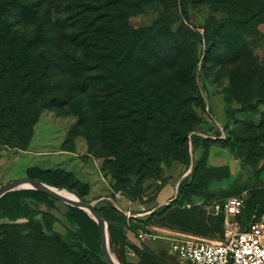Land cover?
Wrapping results in <instances>:
<instances>
[{
  "label": "rangeland",
  "instance_id": "1",
  "mask_svg": "<svg viewBox=\"0 0 264 264\" xmlns=\"http://www.w3.org/2000/svg\"><path fill=\"white\" fill-rule=\"evenodd\" d=\"M223 1L187 2L192 28L201 38L187 37L184 55L176 57L151 28L167 18L179 25L180 0H47L41 15L55 18L59 33L64 18L67 32L80 20L83 40L73 46L92 53L99 47L88 60L101 65V78L125 87L107 99L91 88L74 110L53 106L36 117V98L31 94L25 105L20 84L13 81L0 99V185L37 178L94 201L124 264H201L172 254L170 237L224 236L225 223L215 205L227 197L244 199L241 221L263 217L264 79L234 74L238 63L247 61H236L237 51L225 43L206 46L209 20L228 16ZM246 1L253 12L262 3ZM261 28L264 32V24ZM120 32L130 47L126 57L116 39ZM254 46L264 69V36ZM150 55L157 63L151 90L145 81L134 83L131 71ZM167 75L162 88L158 81ZM132 83L135 94L129 92ZM152 90L161 91L154 114L146 99ZM165 99L168 108L162 107ZM91 174L106 188L86 182ZM142 232L147 233L143 239ZM7 238L12 246L0 264H83V254L86 264H108L98 221L56 197H6L0 206L1 244Z\"/></svg>",
  "mask_w": 264,
  "mask_h": 264
},
{
  "label": "trees",
  "instance_id": "2",
  "mask_svg": "<svg viewBox=\"0 0 264 264\" xmlns=\"http://www.w3.org/2000/svg\"><path fill=\"white\" fill-rule=\"evenodd\" d=\"M46 1L0 0V99H2L6 88H11L13 81H18L20 95L24 98L25 105L29 102L28 97L31 94L36 98V117H39L43 109L53 106H71L74 110V107L77 108V102L83 100L85 93L91 88V90L99 92L102 99L114 95L115 90L123 89L125 84L122 81L120 82L122 88H119L116 87L115 82L110 83V78H101V75H105V72L100 69L101 65L88 60L99 52V47L94 48L95 52L92 53L90 49L73 46L77 42L80 44L79 41L83 40L81 21L79 20L80 23L76 28L67 32L64 26L67 20L64 18L62 25L60 24L64 30L59 33L55 18L49 17V13L41 15ZM188 1L180 0L182 19H180L179 25H176L171 18H167L161 23H155L151 28L152 36H163L165 41L171 45L170 53L176 57L184 55L187 37L196 35L201 38L200 33L193 29L196 25L190 21L189 11L186 7ZM223 5L228 16L211 18L204 27L206 46L211 47L215 41L225 43L237 51L236 61L243 59L247 61L246 65L239 62L233 70L234 74L246 73L252 80L264 79V69L260 67L254 46L256 39L259 36H264L261 28V25L264 24V0L256 12L250 10L251 3L246 0H224ZM92 20H94L93 15ZM31 24L34 26L31 27ZM119 34L116 39L122 44L121 54L126 57L130 47L122 33ZM108 35L106 40H111L112 36ZM155 59V56L150 55L148 58L141 57L139 59L142 63L140 66H135L132 63L131 71L134 83L140 84L145 81V86L148 85L149 90L153 88L152 83L157 82L156 71H154L157 64ZM167 78L168 75L162 77V81H158L162 88L168 85L165 82ZM99 82L100 84L95 87ZM134 83H132V88L129 86V92L135 94L138 89L133 85ZM101 87H103L102 91L97 90ZM159 93L161 91L152 90L149 93L150 96L146 98L149 99V110L153 114L159 105L156 99ZM137 100H140V97H137ZM3 104L4 102L0 100V108ZM162 104V107L168 108L167 99L162 101ZM187 134L188 131L184 135L187 137ZM113 177L115 179V175ZM14 193L41 194L54 198L39 189H18L4 194L0 198V206L6 197ZM180 193L181 183L178 196ZM222 218L224 220L223 215ZM10 246H12L10 238H7L2 244L0 242L1 259H5V256L9 255ZM86 260L87 255L83 254L82 263L86 264Z\"/></svg>",
  "mask_w": 264,
  "mask_h": 264
},
{
  "label": "built area",
  "instance_id": "3",
  "mask_svg": "<svg viewBox=\"0 0 264 264\" xmlns=\"http://www.w3.org/2000/svg\"><path fill=\"white\" fill-rule=\"evenodd\" d=\"M240 196H230L215 205L224 216V236L201 239L193 235L170 237L169 250L182 260L201 264H264V216L249 222L239 219L245 209ZM147 233H140L144 238ZM143 245L142 240L139 241Z\"/></svg>",
  "mask_w": 264,
  "mask_h": 264
},
{
  "label": "water",
  "instance_id": "4",
  "mask_svg": "<svg viewBox=\"0 0 264 264\" xmlns=\"http://www.w3.org/2000/svg\"><path fill=\"white\" fill-rule=\"evenodd\" d=\"M31 187L42 190L58 199L69 202L86 211L87 209H89L93 213V215L91 214V216H93L99 223L102 248H103V252H104V255H105V258L108 264H118L115 261V259L111 256L110 251H109V239H108V233L106 229L107 221L96 208L94 201L89 202V201L82 200L81 198L75 199V198L68 197L62 194L61 192H59L58 190H56L51 184H48L47 182L42 181L37 178L18 179V180H14V181L5 183L3 185H0V198L7 192L21 189V188H31Z\"/></svg>",
  "mask_w": 264,
  "mask_h": 264
},
{
  "label": "bare ground",
  "instance_id": "5",
  "mask_svg": "<svg viewBox=\"0 0 264 264\" xmlns=\"http://www.w3.org/2000/svg\"><path fill=\"white\" fill-rule=\"evenodd\" d=\"M191 170H192V166H190V168H189V171H191ZM29 184H31V183H29ZM27 185H28V183H27ZM52 186H53L56 190H58L59 192H61L62 194L66 195V196H68V197L75 198V199L80 198L75 192L71 191V190L68 189V188H61V187H57V186H55V185H52ZM176 186H177V187H176L175 191H176V194L178 195V192H179V181H178V183H177ZM87 211H88L90 214L93 215V213H92L89 209H87ZM106 229H107V233H108V239H109V251H110L111 256L115 259V261H116L118 264H124V263L122 262V260L120 259V257L117 255L118 253H115V252L113 251V249H112V246H111V234H110V227H109V223H108V221H107Z\"/></svg>",
  "mask_w": 264,
  "mask_h": 264
},
{
  "label": "crops",
  "instance_id": "6",
  "mask_svg": "<svg viewBox=\"0 0 264 264\" xmlns=\"http://www.w3.org/2000/svg\"><path fill=\"white\" fill-rule=\"evenodd\" d=\"M92 175V174H91ZM88 176V178L89 179H87V181L86 182H91L92 181V183H96V186L98 187V188H106L105 187V185H104V183H103V181H99L100 179H99V177L98 176H96V175H92V176ZM84 180H86V179H84ZM91 184V183H90ZM94 185V184H93ZM166 192H168V187H165V189H164ZM176 194V193H175ZM115 199V198H114Z\"/></svg>",
  "mask_w": 264,
  "mask_h": 264
}]
</instances>
